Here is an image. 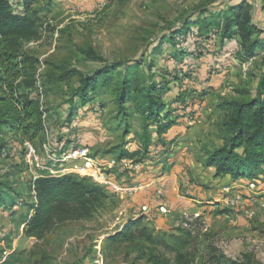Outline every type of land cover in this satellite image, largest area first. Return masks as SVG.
I'll list each match as a JSON object with an SVG mask.
<instances>
[{"label": "rangeland", "instance_id": "rangeland-1", "mask_svg": "<svg viewBox=\"0 0 264 264\" xmlns=\"http://www.w3.org/2000/svg\"><path fill=\"white\" fill-rule=\"evenodd\" d=\"M238 3L248 7L254 38L264 43V0L36 4L41 39L23 48L36 62L35 84L20 92L38 103L42 131L0 135V185L10 201L0 202V264H148L147 255L167 254L162 243L175 239L190 241L198 263L212 246L229 260L264 264V174L254 182L232 180L206 164L223 144L218 106L241 100L243 90L255 94L264 49L242 59L236 37L221 44L220 33L201 37L192 26L187 39L175 36L186 23ZM113 64L119 66L107 88L81 91L85 79ZM134 64L165 102L161 117L172 124L165 133L157 135L154 119L130 104L119 105L113 87ZM122 152L133 155L120 160ZM41 173L88 178L108 200L90 220L63 223L42 240L27 238L24 221L35 204L30 181ZM130 223H138L133 242L110 240Z\"/></svg>", "mask_w": 264, "mask_h": 264}, {"label": "trees", "instance_id": "trees-1", "mask_svg": "<svg viewBox=\"0 0 264 264\" xmlns=\"http://www.w3.org/2000/svg\"><path fill=\"white\" fill-rule=\"evenodd\" d=\"M40 1L17 0L15 6L12 0H0V135L5 129L13 136L42 131V112L38 103L29 99L28 93L20 92L21 89L33 88L35 84L36 62L24 55L23 48L41 39L42 11L35 8ZM17 7L21 12L16 11ZM191 26L201 37L207 36L210 30L220 33L221 44L236 37L243 52L242 59L252 58L264 49V43L254 38L258 29L251 24L245 3L231 6L215 17L188 22L183 30L176 31L175 36L183 34L187 39L192 32ZM175 36L170 39L172 43ZM118 66L110 65L85 79L81 91L90 89L95 92L98 88H107ZM113 89L121 108L130 104L133 111L154 119L157 135L171 128L170 122L164 123L166 116L161 117L167 107L156 96L157 86L154 82L144 85L139 66L126 67ZM239 94L243 97L241 100L225 101L218 106L223 144L207 154L206 164L215 169L216 177L228 176L232 180L254 182L264 174V71L253 96L246 90ZM132 155L122 152L119 159ZM30 186L35 204L32 214L24 221V236L35 240L44 239L63 223L90 220L108 200L101 187L74 174L55 176L41 173L30 181ZM2 188L0 185V202L8 204L10 201L6 202L5 198L9 195ZM136 227L138 223H130L110 240L133 242L136 237L132 229ZM141 237L148 245L155 243L149 235L142 234ZM162 246L168 253H150L147 255L148 264H242L229 260L212 246L206 248L204 258L198 263L197 252L190 247L188 239H175L171 246L165 243ZM243 264L252 263L247 260Z\"/></svg>", "mask_w": 264, "mask_h": 264}]
</instances>
